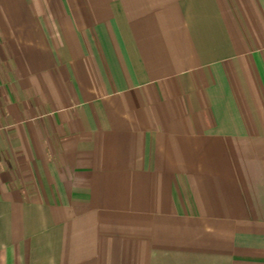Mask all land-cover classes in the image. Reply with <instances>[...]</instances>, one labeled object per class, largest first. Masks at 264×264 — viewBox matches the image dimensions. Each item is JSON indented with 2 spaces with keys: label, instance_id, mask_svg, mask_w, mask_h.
Returning a JSON list of instances; mask_svg holds the SVG:
<instances>
[{
  "label": "crops",
  "instance_id": "obj_1",
  "mask_svg": "<svg viewBox=\"0 0 264 264\" xmlns=\"http://www.w3.org/2000/svg\"><path fill=\"white\" fill-rule=\"evenodd\" d=\"M0 264H264V0H0Z\"/></svg>",
  "mask_w": 264,
  "mask_h": 264
}]
</instances>
